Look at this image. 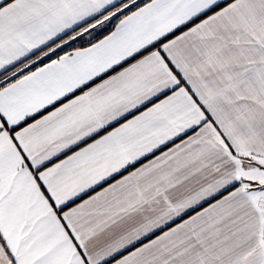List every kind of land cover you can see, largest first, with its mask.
I'll return each instance as SVG.
<instances>
[{
    "label": "snow or ice",
    "instance_id": "snow-or-ice-1",
    "mask_svg": "<svg viewBox=\"0 0 264 264\" xmlns=\"http://www.w3.org/2000/svg\"><path fill=\"white\" fill-rule=\"evenodd\" d=\"M0 264H264V0H0Z\"/></svg>",
    "mask_w": 264,
    "mask_h": 264
}]
</instances>
